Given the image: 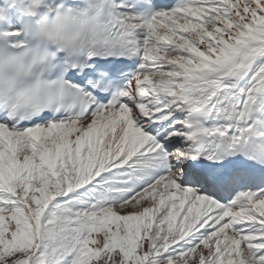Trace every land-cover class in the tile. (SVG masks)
Listing matches in <instances>:
<instances>
[{"label":"snow or ice","instance_id":"6c2138e0","mask_svg":"<svg viewBox=\"0 0 264 264\" xmlns=\"http://www.w3.org/2000/svg\"><path fill=\"white\" fill-rule=\"evenodd\" d=\"M58 88L0 98V264H264V0H107Z\"/></svg>","mask_w":264,"mask_h":264},{"label":"clouds","instance_id":"9594fccd","mask_svg":"<svg viewBox=\"0 0 264 264\" xmlns=\"http://www.w3.org/2000/svg\"><path fill=\"white\" fill-rule=\"evenodd\" d=\"M6 3L7 7L0 6V25L11 23L8 10L14 7L23 21L14 29L23 35V41L13 44L0 40V98L19 102L39 96L55 97L64 62L84 54L102 23L107 0Z\"/></svg>","mask_w":264,"mask_h":264},{"label":"bare ground","instance_id":"6f19581e","mask_svg":"<svg viewBox=\"0 0 264 264\" xmlns=\"http://www.w3.org/2000/svg\"><path fill=\"white\" fill-rule=\"evenodd\" d=\"M0 6L7 7L6 0H0ZM10 9L13 10V11L15 12V16L17 17V19H18L19 21H21L22 19H20V17H19V13L16 11V9H15L14 7H13V8H10ZM17 26H18V24H15L14 27H13L12 29L17 28ZM0 31H3V30H0Z\"/></svg>","mask_w":264,"mask_h":264}]
</instances>
